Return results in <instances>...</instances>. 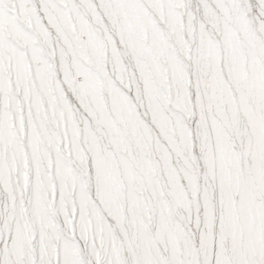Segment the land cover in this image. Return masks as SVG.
<instances>
[{
    "label": "snow or ice",
    "instance_id": "snow-or-ice-1",
    "mask_svg": "<svg viewBox=\"0 0 264 264\" xmlns=\"http://www.w3.org/2000/svg\"><path fill=\"white\" fill-rule=\"evenodd\" d=\"M0 264H264V0H0Z\"/></svg>",
    "mask_w": 264,
    "mask_h": 264
}]
</instances>
